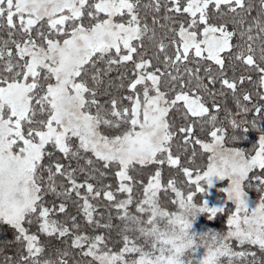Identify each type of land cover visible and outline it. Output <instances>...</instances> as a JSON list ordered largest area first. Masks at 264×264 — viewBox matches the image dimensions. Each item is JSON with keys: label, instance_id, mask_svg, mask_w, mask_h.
<instances>
[{"label": "snow or ice", "instance_id": "1", "mask_svg": "<svg viewBox=\"0 0 264 264\" xmlns=\"http://www.w3.org/2000/svg\"><path fill=\"white\" fill-rule=\"evenodd\" d=\"M169 4L168 13H185L189 19L181 23L175 15L164 17L175 25L168 28L173 36L165 44L142 20L140 0H0V30L6 28L8 35L0 39V225L14 229L15 242L22 247L18 259L5 257L4 264H68L67 250L55 260L43 258L38 233L71 236L70 247L91 257L90 264H264V103L250 109L237 100L242 113L254 111L260 118L257 124L255 118L249 122L238 114L230 122L233 143L246 140L250 129L258 133L257 142L246 150L225 146V129L216 126L217 115H209L204 99L205 94L211 97L219 112L217 94L209 88L215 87L217 76L208 62L222 72L225 52L257 72V86L264 89V0L251 23L239 15L251 13L246 0H185L183 6L180 0H165ZM151 6L159 12L160 0H152ZM152 23L158 24L156 17ZM146 39L155 45L154 59L163 67L153 66L144 49ZM169 47L172 55L167 54ZM190 53L194 69L187 67ZM128 62L133 64L127 84L132 94L117 100L108 91L114 86L110 73ZM124 78L120 73L119 87H124ZM219 83L235 95V80L221 76ZM104 95L110 98L101 103ZM257 95L264 101V93ZM124 99L130 107L120 106ZM243 101L251 102V94L244 93ZM173 110L182 112L185 121L176 131L168 120ZM197 122L201 128L211 125V143L192 139ZM122 126L120 134H110ZM177 131L184 145L192 140L209 154L206 170L194 175L182 168L185 183L194 186L187 194L173 179L162 185L161 171L155 170L135 201V213L130 212L135 183L131 169L166 163L181 167L180 157L171 152ZM57 153L69 162L54 159ZM110 167L118 169L116 190L128 194L124 200L116 201L112 191L88 182L103 178ZM77 173L85 174L83 182H77ZM224 180L228 183L221 191L234 206L227 231L199 233L194 228L197 217L215 219L226 204L210 205L207 199L198 204L194 197L209 195ZM162 188L175 194L171 203L178 206L176 211L161 206ZM49 193L64 199L49 204ZM251 193L259 199H251ZM73 195L89 224H96L91 199L103 195L115 201L124 222L118 253L108 249L104 236L78 233L76 216L70 217L71 227L52 218L67 212L64 200ZM33 226L36 233L30 232ZM233 241L242 250H234Z\"/></svg>", "mask_w": 264, "mask_h": 264}, {"label": "trees", "instance_id": "2", "mask_svg": "<svg viewBox=\"0 0 264 264\" xmlns=\"http://www.w3.org/2000/svg\"><path fill=\"white\" fill-rule=\"evenodd\" d=\"M161 7L159 12H155L153 10L152 0H140V6H139V13L143 21H145L149 27H154L156 31V40L160 41L163 40L165 44H168L169 39L172 38L173 34L168 31L169 27H173L175 25H171L169 22H167L164 17L168 15H175V18L179 20L181 23H184L186 20L189 19L188 15L185 13H179V14H172L167 12V7L169 5H165V0H160ZM248 4L252 5V10L250 15L244 12H240L239 15L242 17H246L247 22L251 23V20L253 17H256L260 8L261 0H246ZM181 5L183 6L185 4V0H180ZM153 17H156L158 20V24L153 25L152 20ZM218 17H214L211 22H216ZM160 25H164V27H160ZM202 27V26H201ZM231 27V25H230ZM0 39L7 40V29L0 30ZM235 39L233 40V43H235ZM135 43V42H134ZM256 44H259V41H256ZM144 49L147 53L148 57H153V66H160L163 67L162 63L156 61L154 59V54L156 53V47L154 44H151L145 40V46ZM168 55H172L173 49L171 47L166 49ZM258 55V54H257ZM190 61H191V56ZM225 57V63L224 68L221 71H218V66H215L212 62H208L209 66L212 67L213 74L217 76V83L215 84V87L213 88L211 85H209V88L213 92H215L216 95V102L221 105V108L219 112H216V110L213 108V102L212 98L204 95V99L207 101L206 106L209 107V115H217V125L218 127H223L226 132L225 136V146L226 147H243L246 150H249L252 148V146L257 142L258 140V133L250 129L248 133V137L246 140L236 141L233 143L229 137L233 134V130L231 128V120L232 119H239L240 115H243L244 119H247L249 122L253 118L257 120V124L260 123V118L258 116H255L254 111H249L247 113H242L241 108L238 106L237 100L239 99V103L243 105H247L248 108H253V105L262 104L264 101H261L259 96L257 95V92H263V89L258 88V79L259 74L255 71H253L250 67L246 66L242 62L236 60L233 56L229 55L227 52L224 53ZM135 59V57H134ZM163 60V54H160V61ZM183 65L181 66V69L183 70ZM187 67L190 69H194L197 67L194 61L188 62ZM152 69H149L151 71ZM133 72V64L132 62H128L127 65L121 66L119 70H114L110 73V78L114 82V86L109 88L108 91L110 92L112 97H115L117 100H121L122 97L129 96L132 93L128 90L127 84L128 82L133 78L132 77ZM120 73L124 74V80L123 84L124 87H119L121 84V81L118 79V76ZM200 74L201 76H204V68H200ZM223 76L224 78L229 79L230 81L235 80L237 82V90L235 95L232 93L231 90H228L226 88H222L221 84L219 83V78ZM251 77V81H249L247 78ZM244 77V82L241 84L239 82V78ZM204 83L207 84V79L204 80ZM140 86H138L139 89ZM164 90V89H162ZM221 93H223L221 95ZM249 93L252 96V101H243V94ZM109 96L104 95L100 97L101 103L109 100ZM122 107H130L131 102L127 99L122 100V104L120 105ZM240 114V115H238ZM195 119V118H193ZM168 120L170 125H172V130L176 131L180 126L184 125L185 121L183 118V113L178 112L176 110L170 111L168 115ZM126 126H122L121 129H117L112 131L111 135L120 134V131H122ZM212 130L211 125H204L203 128H201L199 122L193 125V133H192V139H198L203 143H210L212 142V138L210 136V131ZM238 134V130H237ZM181 135L178 131L176 132V135L174 136L171 144V152L174 156H179L181 161V167H175L170 166L167 163L164 165H150L143 170L140 169H131L129 171V174L134 177L135 183L133 184V205L129 206V211L132 213H135V201L142 198L143 195V186L147 184L148 180L150 179L151 175L154 174L155 170L161 171V180L162 185H166L167 182L170 179H173L176 181L177 187L181 188L184 192L188 193L191 190H194V186H189L185 183L186 177L184 176L182 172V168L186 167L190 170H193V173L195 175L197 170H206V164L208 162V153L203 151L201 148V145L195 144L190 140L188 145H184ZM193 149H195V155L193 156ZM91 155L90 153L88 154ZM54 159H59L61 163L67 164L69 161L64 159L61 154H57ZM45 164L48 163L47 160L44 161ZM79 164L81 166H84V160H80ZM72 168L77 167V162L75 160L71 161ZM96 167H101V165L97 164ZM118 169L110 167L106 175L103 178L97 177V179L89 180L88 182L93 183L95 187L104 190H110L114 193V196L116 198V201L124 200L127 198V193L118 192L116 189L118 188L119 180L118 177L115 175V172ZM46 178V176H45ZM77 182H83L85 180V174L84 173H77L76 175ZM58 183H62L63 181L58 180ZM105 185H110L111 187L108 189H104ZM81 193L84 194V189H80ZM253 198H259L258 194L251 193L250 194ZM160 197V204L165 209H168L169 211H174L175 207L177 210V205L171 203V201L174 199V193L171 191L165 192L163 188L161 189L159 193ZM64 198L62 197H56L53 194L49 193L47 196H45V200L51 204L53 201H55L56 204H59L61 200ZM64 202L67 205V212L66 213H59L57 215H54L52 218L66 224V226L71 227V219L70 217L76 216V222L79 224L78 233L80 234H86L88 236L93 235H101L106 238V243L108 246V249H110L113 253L119 252L123 247V240H122V229L124 227V222H122L117 215V209L113 206L115 201H107L103 198V195L101 197L91 199L90 203H92L95 208L96 212L93 214V219L96 221V224H89L86 222V218L84 217L82 212L78 211L79 203L80 201H77L75 195L71 199L64 200ZM230 210H233V205L229 202L226 204V210L224 213L217 214V221L220 223H223L221 226L223 230L227 229V219L230 215ZM98 225V226H97ZM2 225L0 227V264H4L5 257H13V259H18L19 255L22 253V247L15 242V231L12 229H9L8 227H4ZM212 229L211 230L215 233H217L216 228L218 229V224L215 225L212 221ZM225 228V229H224ZM38 235L41 236V233H38ZM131 235V233H129ZM40 245L44 247V253L43 258L44 259H53L55 260L57 258V255L60 251L67 250L70 255L66 257L68 260V264H90L92 261L91 257L88 256H82L81 250L79 248L72 249L70 246L72 244V237H66V238H56L55 236H46L39 239ZM232 247L234 250H242L238 246V244H232ZM237 247V248H235ZM86 250V246H85ZM255 250V249H252Z\"/></svg>", "mask_w": 264, "mask_h": 264}, {"label": "rangeland", "instance_id": "3", "mask_svg": "<svg viewBox=\"0 0 264 264\" xmlns=\"http://www.w3.org/2000/svg\"><path fill=\"white\" fill-rule=\"evenodd\" d=\"M169 7H171L170 4H169ZM263 92H264V89H263ZM57 154H59V153H57ZM161 183H162V180H161ZM227 183H228L227 180L217 181L216 186L214 188H212V189L209 190V195L205 196L204 193H199V194H197L194 197V202L200 204V203H202V201L204 199H207L209 201L210 205H219L221 203L228 204L229 202H227V200H226V193H223L221 191V188L226 187L227 186ZM176 187H177V185H176ZM177 188L180 189V190H182L179 187H177ZM184 193L187 194L186 192H184ZM174 198H175V194H174ZM250 198L251 199H254V200H258L259 199V198H253L251 195H250ZM175 209H176V207H175ZM175 209H174V211H176ZM233 210H234V206H233ZM212 221H213V223L215 225L218 224V226H219L218 229L216 228L217 233H220V234L226 233L227 229L226 230H223V228L221 227L223 225V223L218 222L217 221V218H215V219H209L207 214H201L199 217H197V219L195 221V224H194V228L199 233H209V232H213L214 230L212 229V227H214V226H212ZM1 226L2 225H0V227ZM4 227H8L9 229H12L11 227H9L7 225H4L3 228ZM12 230H14V229H12ZM211 230H213V231H211ZM30 232L36 233L37 232V228L35 226H33L30 229ZM41 236L46 237L47 235L41 233ZM41 236L39 235V239L41 238ZM232 244H237V243L235 241H233ZM235 248H237V247H235ZM200 251L203 252V249H201ZM116 253H118V252H116Z\"/></svg>", "mask_w": 264, "mask_h": 264}]
</instances>
